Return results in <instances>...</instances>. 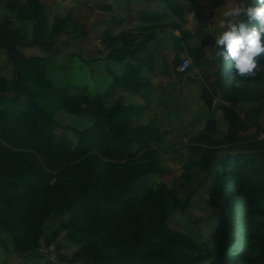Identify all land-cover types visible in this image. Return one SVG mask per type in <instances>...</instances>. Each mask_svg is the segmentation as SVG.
Returning a JSON list of instances; mask_svg holds the SVG:
<instances>
[{
	"label": "trees",
	"instance_id": "obj_1",
	"mask_svg": "<svg viewBox=\"0 0 264 264\" xmlns=\"http://www.w3.org/2000/svg\"><path fill=\"white\" fill-rule=\"evenodd\" d=\"M160 1L166 12L183 10L180 0ZM7 6L16 16L0 21V51L13 67L12 76L0 73V227L13 249L29 254L34 226L52 210H70L72 218L64 224L67 238L81 248L72 258L50 264H202L210 257L209 264H264V161L243 151L220 154L201 147L200 165L216 168L222 211L213 235L216 250L211 253L205 243L171 226L168 204L173 200L178 207L177 194L165 185L156 191L141 185L151 166L139 155L155 138L148 136L147 126L135 125L138 106L106 107L98 98L73 94L67 84L54 85L48 76L54 56L24 52L25 47L50 49L47 36L59 33L45 14L46 2L8 0ZM141 14L145 21L160 15L154 8H144ZM112 21L118 25L122 18ZM21 23L31 25V37L19 31ZM119 37L123 45L113 48L108 57L126 63L127 72L114 75V82L138 93L148 86L144 71L153 65L151 45L157 36L129 29L119 32ZM202 45H214L218 51L211 33ZM218 58L223 75L219 90L232 101L222 108L228 121L235 123L239 95L264 90V54L258 57L259 70L248 77L238 76L230 61ZM214 100L210 93L206 96L210 107ZM54 107L94 120L69 136L57 130ZM208 130H216L214 121ZM25 150L29 160L16 163ZM223 193L228 194V208L220 204ZM93 214L97 217L89 223Z\"/></svg>",
	"mask_w": 264,
	"mask_h": 264
},
{
	"label": "rangeland",
	"instance_id": "obj_2",
	"mask_svg": "<svg viewBox=\"0 0 264 264\" xmlns=\"http://www.w3.org/2000/svg\"><path fill=\"white\" fill-rule=\"evenodd\" d=\"M7 1L0 0V21L9 15L16 16V12L9 11ZM43 1L47 4L45 14L59 33L47 36L52 44L50 49L25 47V54H52L54 64L49 78L56 86L67 84L73 94L98 98L106 107L115 103L138 106L135 125L147 126L151 130L148 136L155 138L149 150L139 155L151 166L148 180L141 185L154 191L165 185L177 194L178 207L173 200L168 204L171 226L215 252L213 235L222 213L215 188L217 172L213 165L209 170L200 165L201 147L220 154L243 151L264 161V90L239 95L235 103L237 121H228L222 106L232 101L219 90L221 61L215 58L214 45H202L207 34H219L222 13L232 6L233 0H180L181 13L166 12L160 0ZM144 8L156 9L158 19L143 21L140 11ZM114 17L123 18V23L112 25ZM129 29L153 32L158 39L151 46L153 65L144 71L148 86L138 93L115 84L114 75L126 73L127 65L108 57L113 48L123 45L119 32ZM19 31L32 36L31 25L25 27L21 23ZM187 59L190 64L179 70L176 60L183 64ZM0 73L13 74L3 51ZM209 93L215 97L212 107L206 102ZM51 110L57 130L69 136H75V129L94 120L87 114H74L63 108ZM210 121L215 122V131L208 130ZM30 157L25 150L15 162H27ZM223 195L220 204L228 208V194ZM80 210L84 212L83 206ZM90 217L88 222L92 223L97 214ZM71 218L70 210L49 212L41 224L34 226L31 252L24 255L13 249L6 230L0 227V264H50L72 258L81 244L67 238L64 224ZM205 257H209L207 252ZM210 259L202 264H209Z\"/></svg>",
	"mask_w": 264,
	"mask_h": 264
},
{
	"label": "clouds",
	"instance_id": "obj_3",
	"mask_svg": "<svg viewBox=\"0 0 264 264\" xmlns=\"http://www.w3.org/2000/svg\"><path fill=\"white\" fill-rule=\"evenodd\" d=\"M222 15L215 58L230 61L240 77L254 76L264 54V0H233Z\"/></svg>",
	"mask_w": 264,
	"mask_h": 264
},
{
	"label": "built area",
	"instance_id": "obj_4",
	"mask_svg": "<svg viewBox=\"0 0 264 264\" xmlns=\"http://www.w3.org/2000/svg\"><path fill=\"white\" fill-rule=\"evenodd\" d=\"M190 64V60L187 59L183 62V64H179V70H184L185 67H187Z\"/></svg>",
	"mask_w": 264,
	"mask_h": 264
},
{
	"label": "crops",
	"instance_id": "obj_5",
	"mask_svg": "<svg viewBox=\"0 0 264 264\" xmlns=\"http://www.w3.org/2000/svg\"><path fill=\"white\" fill-rule=\"evenodd\" d=\"M140 15H142V14H141V11H140ZM142 20L145 21V19L143 18V15H142ZM123 21H124V19L122 18V23H123ZM122 23H121V24H122ZM156 36H157V35H156ZM157 41H158V39L155 40V43H157ZM155 43H154V44H155ZM152 45H153V44H152ZM152 45H151V46H152Z\"/></svg>",
	"mask_w": 264,
	"mask_h": 264
}]
</instances>
